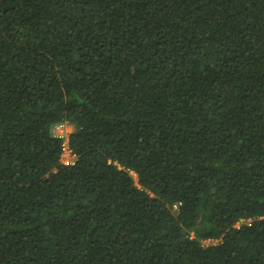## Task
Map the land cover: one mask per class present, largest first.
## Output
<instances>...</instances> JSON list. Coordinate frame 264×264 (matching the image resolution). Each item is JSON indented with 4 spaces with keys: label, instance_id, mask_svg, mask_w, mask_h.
I'll return each mask as SVG.
<instances>
[{
    "label": "trees",
    "instance_id": "trees-1",
    "mask_svg": "<svg viewBox=\"0 0 264 264\" xmlns=\"http://www.w3.org/2000/svg\"><path fill=\"white\" fill-rule=\"evenodd\" d=\"M0 264H264V0H0Z\"/></svg>",
    "mask_w": 264,
    "mask_h": 264
},
{
    "label": "built area",
    "instance_id": "built-area-1",
    "mask_svg": "<svg viewBox=\"0 0 264 264\" xmlns=\"http://www.w3.org/2000/svg\"><path fill=\"white\" fill-rule=\"evenodd\" d=\"M68 124H58L54 127L53 131L56 130L59 133H54L55 136L62 137L63 143L61 145V162L63 164H73L75 155L73 154L71 148L68 144V136L69 134L64 133L65 129L64 127ZM174 209H176V205L174 206Z\"/></svg>",
    "mask_w": 264,
    "mask_h": 264
},
{
    "label": "rangeland",
    "instance_id": "rangeland-1",
    "mask_svg": "<svg viewBox=\"0 0 264 264\" xmlns=\"http://www.w3.org/2000/svg\"><path fill=\"white\" fill-rule=\"evenodd\" d=\"M64 129H65L64 133H66V134L68 133V134H69V133H71V132L73 131L74 128H73L71 125L68 124V125H66V126L64 127ZM53 132H55V133H59V132L56 131V130H54ZM74 160H75V157H74ZM132 175H133L134 179L136 180V175H135V174H132ZM204 244H205V245H208L209 242H208V241H205Z\"/></svg>",
    "mask_w": 264,
    "mask_h": 264
}]
</instances>
